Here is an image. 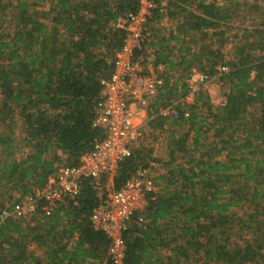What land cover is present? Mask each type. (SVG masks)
<instances>
[{
  "label": "trees",
  "instance_id": "obj_1",
  "mask_svg": "<svg viewBox=\"0 0 264 264\" xmlns=\"http://www.w3.org/2000/svg\"><path fill=\"white\" fill-rule=\"evenodd\" d=\"M155 2L157 41L147 46L161 48L156 63L181 71L182 85L169 76L152 104L150 128L176 129L168 161H159L166 169L155 178L160 190L149 193L143 220L136 215L125 232L126 262L263 264L264 0ZM138 10V0H0V264H112L108 238L90 222L98 202L90 181L78 205H62L36 225L3 211L43 187L60 163L76 166L92 150L101 135L94 126L101 81L126 36L119 23ZM165 17L177 31L158 37L154 25ZM196 34L211 41L198 43ZM171 41L181 45L180 61L171 59ZM218 65L228 67L219 77L222 105L201 90L188 118L181 105L178 117L160 114L186 94L192 67L215 75ZM16 117L26 152L14 137ZM148 157L138 150L124 159L116 188ZM6 196L15 201L7 205ZM33 243L46 249L44 258L30 251Z\"/></svg>",
  "mask_w": 264,
  "mask_h": 264
},
{
  "label": "built area",
  "instance_id": "obj_2",
  "mask_svg": "<svg viewBox=\"0 0 264 264\" xmlns=\"http://www.w3.org/2000/svg\"><path fill=\"white\" fill-rule=\"evenodd\" d=\"M138 1V12L120 20L119 26L126 31L123 47L116 55L111 74L101 81L102 99L94 122L101 135L92 150L76 166L59 165L43 187L16 203L12 212L3 211V217L13 214L23 220L38 217L44 221L62 205H78L84 183L90 181L98 200L90 222L108 238L107 256L112 264H128L125 232L136 215L143 220L149 193L159 190L153 163L140 166L131 179L116 188L120 163L145 145L149 122L155 115L152 104L166 79L172 76L173 82L178 81L165 63H156L147 53V44L153 39L150 19L158 5L155 0ZM217 70L220 76L228 67L220 65ZM211 80L210 73L192 67L184 76L186 94L160 114L178 117L177 106L181 105L188 118L195 97Z\"/></svg>",
  "mask_w": 264,
  "mask_h": 264
},
{
  "label": "rangeland",
  "instance_id": "obj_3",
  "mask_svg": "<svg viewBox=\"0 0 264 264\" xmlns=\"http://www.w3.org/2000/svg\"><path fill=\"white\" fill-rule=\"evenodd\" d=\"M199 1V0H196ZM209 2H218L220 4H226L229 0H208ZM49 8V4L48 2L43 4L40 9L41 10H46ZM13 25V26H12ZM14 27V22L11 20L8 24H7V28L8 29H12L10 27ZM155 26V25H154ZM196 41L198 43H202V42H206L208 43L210 40V38H203L202 34H196ZM232 49V45H228V47H226L225 52L229 53V51ZM228 56H230L228 54ZM220 65H218L216 68H218ZM209 70V67H207L205 69ZM181 76V75H180ZM219 74H215L212 75V80L210 81V83H208V85H206L205 87H203V90L206 91V93L208 94V96L211 99L212 104L217 107L220 106L224 103L225 101V93H226V89L224 87L221 86L220 82H219ZM22 120L18 117H16V134H15V138L17 140V142L20 144V146L23 145V151L26 152L27 148H25L24 146H26V144L24 143L23 139L26 137V134L23 131V127L21 126ZM180 129V128H178ZM5 129H1V131H4ZM170 131H147L146 132V142L145 145L143 147H141V151H144L145 154H148V162L149 163H153L154 167H153V173L156 177H158L160 174L166 172V169L163 167L162 162L159 161H168L169 157H168V149H167V142H168V135H169ZM149 151H152V153H149ZM20 156V155H19ZM156 160V161H154ZM63 163H60V165ZM159 186V185H158ZM159 190H160V186H159ZM158 190V191H159ZM15 196L13 197H18L16 196L17 194H14ZM7 197V196H6ZM9 198H6V202L7 205H11L14 201L15 198H13L12 200H8ZM37 217H34L33 219L30 220H24L25 225L26 224H31L36 225L37 223ZM30 251L32 253H34L37 256H40L42 258L45 257V252L46 249L44 247H39L38 244L33 243ZM195 264H209L206 263L204 261H200V262H195ZM210 264H214V263H210ZM264 264V263H263Z\"/></svg>",
  "mask_w": 264,
  "mask_h": 264
},
{
  "label": "crops",
  "instance_id": "obj_4",
  "mask_svg": "<svg viewBox=\"0 0 264 264\" xmlns=\"http://www.w3.org/2000/svg\"><path fill=\"white\" fill-rule=\"evenodd\" d=\"M162 22H160V23L156 24V26H154V29L156 30L155 31L156 35L158 37L161 36V35H165V36L169 37L172 32L175 33L177 31L176 30V23L172 22L169 18L165 17L162 20ZM161 24H163V25H161ZM154 41H157V39L154 40ZM180 46H181L180 44L176 45L174 41H171L170 48L171 49L173 48L172 53H171V59L177 60V61L181 60V57L183 56V53L180 51ZM193 50H195V48ZM160 51H162V50H161V48L159 46H153V47L151 46V47L147 48V53L149 54V56H151V58L154 61H156V55L159 54ZM173 72H174V75H175L174 78L176 80H178V81L173 82L172 79H171V81H172L171 85L174 84V85H177L179 87L181 85V80L179 78L181 77L180 73H182V72L181 71H177V70H175ZM154 117H155V115H154ZM149 118H152V114H149ZM175 129L176 128H174V127L166 125L165 126V130H163V131H173ZM149 131H162V130H159V129L158 130H153L149 126ZM74 243H75V241L73 240L71 242V246H73Z\"/></svg>",
  "mask_w": 264,
  "mask_h": 264
}]
</instances>
